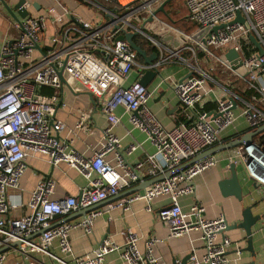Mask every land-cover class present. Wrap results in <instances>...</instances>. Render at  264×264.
Returning <instances> with one entry per match:
<instances>
[{
    "label": "built area",
    "instance_id": "2783aa9c",
    "mask_svg": "<svg viewBox=\"0 0 264 264\" xmlns=\"http://www.w3.org/2000/svg\"><path fill=\"white\" fill-rule=\"evenodd\" d=\"M88 1L100 7L93 0ZM106 1L112 4V9H105L109 17L103 23H92L78 16L66 21L56 7L47 6L43 13L13 20L15 36L0 44V247L19 241L13 250L20 253L26 264H40L30 257L31 253L45 255L58 264H104V256L112 251L118 252L123 264H161L152 255V246L158 239L147 237L139 249L138 236L129 229L124 231L121 245L103 238L90 252L73 254L68 232L80 228L89 234L94 218L100 214L98 209L26 238L73 211L132 187L142 181L139 173L142 169L152 178L212 147L219 141V132L233 123L234 108H239L250 130L264 124V0H183L187 18L196 25L186 35L191 46L180 47L189 52L188 58L179 56V48L169 49L142 30L147 18H155L153 11L163 0H129L124 4L119 0ZM237 13L242 22H232ZM47 20L59 28L44 40L46 49L39 43ZM220 24L223 26L211 31ZM133 30L148 38L157 49V60L152 65L138 64L137 54L129 44L116 39L122 31ZM194 34L199 36L195 38ZM250 34L262 48L261 55L249 41ZM228 48L237 54L239 65L234 69L223 56ZM172 57L186 65L190 74L180 81L164 77L159 82L170 85L183 116V121L166 129L146 106L151 91L137 80L125 85L124 82L132 67L144 72ZM60 68L66 81H73L97 99L108 123L89 156L72 147V138L59 135L63 123L53 117L57 107L65 106L60 96L64 87L58 78ZM216 69L230 75L232 81L223 84L217 80L213 76ZM232 83L239 85L238 93L229 88ZM41 88H48L50 93H40ZM239 92L247 98L243 99ZM207 103L213 104L211 110L205 108ZM116 106L127 111L130 126L144 133L154 147L142 162L129 164L122 155L119 139L111 131L119 120L113 113ZM75 126H81V121ZM263 147L264 133L251 138L248 145L235 147V153L244 163L248 177L264 190ZM135 148L136 144L131 143L125 153ZM34 155L45 157L51 165L65 163L79 172L86 184L75 196L56 200L49 197L52 180H39L29 193L28 212L10 217L8 212L16 205L8 201L7 191L19 188V178L26 169L25 159ZM212 164L208 157L149 184L141 192L112 200L108 206L127 211L132 201L140 199L145 202V210L151 211V200L165 195L169 203L157 211V218L165 224L168 236L179 237L191 230L199 234L202 255L198 259L190 253V260L196 264L236 262L239 249L235 246L234 256L229 259L226 250L231 242L225 235L218 237L225 227L223 216L206 218L198 202L191 203L187 211H182L178 204L180 196L193 192V176ZM52 243L59 255L51 250ZM5 253L0 252V264Z\"/></svg>",
    "mask_w": 264,
    "mask_h": 264
},
{
    "label": "crops",
    "instance_id": "0c3cea01",
    "mask_svg": "<svg viewBox=\"0 0 264 264\" xmlns=\"http://www.w3.org/2000/svg\"><path fill=\"white\" fill-rule=\"evenodd\" d=\"M17 1L0 0V44L15 36V30L11 25L13 19L2 6V2L12 7ZM77 1H82L85 5ZM62 2L66 7L60 4L58 0H24L23 6L28 11L27 15L43 13V10L47 6H54L63 13L66 21L73 20L72 17L74 16L92 23H103L107 20L104 16L106 8L94 6L88 0H62ZM33 5L37 7L35 8ZM162 16V13H155V18L146 19L147 22L142 28L145 35L148 32L156 34L159 39L154 37V34L152 38L156 41L164 42L169 49L174 50L179 48V56L188 58L190 56L189 52L184 49L181 50V48L191 46V39L186 35H190L193 30L185 33L172 26ZM162 22L168 24V26ZM139 24L135 23V25ZM58 28L59 25L53 23L51 20L45 22L44 37L39 43L41 48H44V40L57 31ZM136 36L144 37L140 34ZM145 40L147 44L143 43L141 49L144 50L146 55L151 54L153 50L149 49V44L152 46L153 44L148 38H145ZM154 51L157 53L155 47ZM136 62L142 64V59L140 57L138 59L137 57ZM202 63H205V61ZM156 68L159 70L161 77L154 76L145 86L151 91V95L147 98L146 106L154 114L159 123L164 128L169 129L183 121V116L180 105L170 85L159 82L164 77L178 80L188 76L190 70L186 65L173 57L158 64ZM142 73L143 70H140L136 66L132 67L124 85L135 80L138 81ZM229 77L231 76L229 75ZM66 82L69 87L63 84L64 87L60 90V96L65 106L62 108L57 107L53 117L63 123V130L59 132V135L72 138V147L83 156H89L100 140L101 130L108 123L100 105L97 104L93 107L88 97L82 93L83 90L76 83L69 79ZM238 86L237 83H232L229 88L232 92L238 93ZM41 89L46 90V94L50 93L48 88ZM206 107L208 110H211L213 104L207 103L205 104ZM113 113L119 120L116 125L112 126L111 131L119 139L125 161L129 164L144 161L146 155L153 152L154 147L144 133L130 126L128 113L122 106H116L113 109ZM233 114V123L219 132V141L215 145L227 142L250 131L240 111L233 112ZM81 115H83L82 119H80ZM78 121H81V126L76 127L75 124ZM263 133H258V135L256 134L252 138H258ZM131 143L136 144V148L127 154L125 153V148ZM210 158L213 160V164L200 170L193 176L191 180L193 192L178 198L181 210L187 211L191 203L198 202L203 206L206 218L222 215L226 224L230 225L240 221V213L243 207L250 206L251 214L258 216L250 227L252 254L244 250L246 247V237L241 228L226 229L218 237L225 235L229 238L231 246L226 250V256L229 259L234 256L233 248L235 246L240 251L237 261L230 262V264H264V190L248 177L244 163L237 157L235 148L221 150ZM230 164L234 165V172L240 188L239 198L234 197L228 193L230 192L229 189L225 191L221 186V182L230 176ZM25 165L26 169L19 178V188L7 191L8 201L16 205V207L10 209L8 212V216L10 217H19L28 212L26 202L29 193L37 181L45 179L46 174L49 176L48 179L53 182V190L49 196L51 199L58 200L66 196H75L86 184V180L75 169L70 168L63 162L51 165L41 155L26 157ZM139 173L142 181L150 179L145 174L144 169ZM142 190H138V192ZM108 199L103 200V203L95 208L100 210V214L94 218L89 234H85L80 228H73L68 232V241L73 254L82 255L90 252L103 238H108L115 244L121 245L124 239L123 233L129 229L138 236L137 246L139 249L143 248V241L147 237L154 236L158 239L152 246V255L161 264H176L182 257L190 253L195 254L198 259L202 255L203 248L197 231L191 230L186 235L169 237L165 224L157 218V211L169 203L167 196L162 195L153 198L150 202L151 211L145 210V202L140 199L132 201L127 211L119 207H109ZM37 240L38 238H34V241ZM51 250L59 255L54 243H52ZM30 257L40 264H58L40 253H31ZM103 263L123 264L117 251L107 253L103 258ZM3 264H26V261L22 259L20 253L16 250L8 249L5 253ZM185 264L196 263L188 258ZM197 264L204 263L198 262Z\"/></svg>",
    "mask_w": 264,
    "mask_h": 264
},
{
    "label": "water",
    "instance_id": "95a60500",
    "mask_svg": "<svg viewBox=\"0 0 264 264\" xmlns=\"http://www.w3.org/2000/svg\"><path fill=\"white\" fill-rule=\"evenodd\" d=\"M168 0H163L158 7L153 11V13L156 12H162L164 13V9L163 6L164 4L167 2ZM24 4V0H18L12 7H9L7 4H5L4 2H2V6L4 7V9L7 11V13L9 14V16L15 20L18 21L19 19L24 18L27 14L28 11L24 8L23 6ZM100 7H103L101 4H98ZM35 8L37 6L33 5ZM105 9V7H103ZM105 17H109V15L107 13H105L104 15ZM233 21H239L242 22V18L240 17V15L237 13L236 17ZM223 24L214 26L211 31H215L217 28L222 27ZM117 26L115 25L113 28H116ZM137 30H133V31H122L120 34H118L116 36V39L119 40H125L129 46L136 52L137 56L140 57L142 59V63L143 64H147V65H152L156 59V54L154 52H152L151 54H145L144 50L140 48V46H138L137 44H135V42L132 40V38L134 36L137 35ZM200 34V33H199ZM199 34H194L193 37L197 38L199 36ZM248 39L249 41L254 45L255 49L257 50L258 54H262V48L260 47V45L258 44V42L255 40V38L250 34L248 35ZM10 41V40H9ZM35 48L38 49V45H35ZM46 48V47H44ZM47 49V48H46ZM224 58L228 61L231 69L236 68L239 65V61L237 60V54L236 52L232 49V48H228L227 51L223 54ZM62 68H60L58 70V78L61 84L67 85L66 79L64 77V75L62 74ZM161 77L159 70L156 67H151L150 69H146L140 76V78L138 79V83H140L142 86H146L148 84V82L154 77ZM182 78L178 79V81H180ZM83 94H85L90 103L92 104L93 107H95L98 102L97 99L95 97L92 96V94L89 91H82ZM262 130H264V124L260 125L259 127L248 131L247 133L239 136V137H235L231 140H228L227 142L221 143V144H217L215 146H212L210 148H207L197 154H195L192 158L182 162L181 164L173 167L172 169L166 170L164 173L162 174H158L150 179H147L145 181L139 182L138 184L117 193L116 195H114L112 198H109L107 201L110 202L112 200L118 199L123 197L124 195H127L129 193L138 191V190H142L144 189L146 186H148L149 184L155 182V181H159L162 180L164 178H167L175 173H179L181 172L183 169H185L186 167L195 164L201 160H204L208 157H211L213 154L221 151V150H226V149H232L235 148L237 146L240 145H248L250 143V140L252 137H254L257 133L261 132ZM264 150V147H263ZM234 165L230 164L229 165V172H230V176L228 179L224 180L223 182H221V186L223 189H225V191H227V189H229L231 195H233L236 198L240 197V188L237 182V178L234 172ZM48 174L45 175V179H48ZM103 201V200H102ZM102 201L94 203L92 205L86 206L84 208L78 209L76 211H73L71 213H69L68 215L58 219L57 221H55L54 223L49 224L46 228L40 229L39 231H37L36 233L30 234L29 236H27L26 239H31L35 236H37L38 234H42L46 229L51 228L54 225H57L59 223L65 222V221H69L75 218H78L80 216H83L85 213H87L88 211L97 208L99 205H101V203H103ZM106 203V201H105ZM241 219L239 222L237 223H232L230 225H227L225 222V227L222 231L226 229H234V228H241L244 231L245 237H246V247L244 248V250L250 252L252 254V248H251V238H250V227L253 225V223L255 222V220L258 218V216L256 215H252L250 212V206H246L243 207L241 209ZM19 244V241H13V242H9L7 245H3L0 247V252L2 251H7L8 249H14L15 246H17ZM189 258V254H186L184 257H182L176 264H185L186 261ZM252 264V263H249Z\"/></svg>",
    "mask_w": 264,
    "mask_h": 264
},
{
    "label": "trees",
    "instance_id": "16d2710c",
    "mask_svg": "<svg viewBox=\"0 0 264 264\" xmlns=\"http://www.w3.org/2000/svg\"><path fill=\"white\" fill-rule=\"evenodd\" d=\"M93 1H95L98 4H101L103 7L107 8V9H112V4L106 0H102L101 2L98 0H93ZM181 1H182V5H181ZM163 9H164V13H162V12H156V13L157 14L162 13L163 14L162 18L164 20L168 21L169 23H171V25L174 26L175 28H177L181 31H184L185 33H188L189 31L195 29L196 25L187 18L186 9H185V6L183 4V0H168L164 4ZM132 40L135 42V44L140 46V48H142L143 43L147 44L145 38L141 37V36H139V37L134 36L132 38ZM149 49L153 50V52L156 53L154 51V46H152L151 44H149ZM138 59H139V57H138ZM39 92L43 93V94L47 93L46 90H43V89H40ZM49 92H50V90H49ZM239 95L243 99L247 98V95L245 93L239 92Z\"/></svg>",
    "mask_w": 264,
    "mask_h": 264
},
{
    "label": "rangeland",
    "instance_id": "374dc122",
    "mask_svg": "<svg viewBox=\"0 0 264 264\" xmlns=\"http://www.w3.org/2000/svg\"><path fill=\"white\" fill-rule=\"evenodd\" d=\"M59 1V3L60 4H62V5H64L65 6V4L62 2V0H58ZM98 1H102V0H98ZM77 2H82V1H77ZM126 2H128V0H122L121 1V4H124V3H126ZM82 4H84L85 5V3L84 2H82ZM181 5H182V1H181ZM66 7V6H65ZM138 26H140V24L138 25ZM148 36H150L151 38L153 37V34H151V32H148V33H146ZM155 36L154 37H156V38H158L159 39V37L156 35V34H154ZM214 77L217 79V80H219V81H221L222 83L223 82H228V83H230V77L228 76V74H226V73H222L221 71H219V70H215L214 71ZM228 83H223V84H228ZM239 111V109H234L233 110V112L234 113H236V112H238Z\"/></svg>",
    "mask_w": 264,
    "mask_h": 264
},
{
    "label": "bare ground",
    "instance_id": "6f19581e",
    "mask_svg": "<svg viewBox=\"0 0 264 264\" xmlns=\"http://www.w3.org/2000/svg\"><path fill=\"white\" fill-rule=\"evenodd\" d=\"M122 0H119V2L121 3ZM129 1V0H128Z\"/></svg>",
    "mask_w": 264,
    "mask_h": 264
}]
</instances>
